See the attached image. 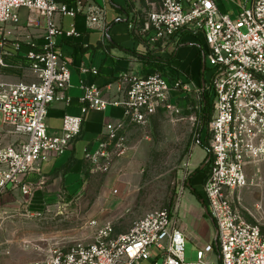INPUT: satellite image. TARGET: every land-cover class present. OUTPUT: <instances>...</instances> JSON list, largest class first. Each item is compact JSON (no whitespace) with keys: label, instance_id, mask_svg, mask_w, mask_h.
I'll return each mask as SVG.
<instances>
[{"label":"built area","instance_id":"built-area-1","mask_svg":"<svg viewBox=\"0 0 264 264\" xmlns=\"http://www.w3.org/2000/svg\"><path fill=\"white\" fill-rule=\"evenodd\" d=\"M148 5L131 11L124 21L151 56L167 49L172 53L181 34L199 39L206 47L210 78L193 92L212 99L205 126L209 158L199 192L217 236L213 244L197 246L196 261L186 262V234L174 213L153 210L119 235L111 222L99 227L93 221V242L50 251L47 264H264V233L241 211L249 174L264 171V0H158ZM23 11L27 27L41 29L43 44L29 41L23 57L27 65L18 67L22 80L7 82L5 61L21 50L22 41L0 36V191L8 184L17 188L27 175L40 171L42 160L71 150L90 111L103 112L107 106L122 109L120 118L105 122L98 149L84 154L91 174L96 167L108 170L107 163L103 167L98 163L111 159L112 149L120 148L128 128L143 127L156 114L171 122L181 115L182 107L174 98L191 91L187 79H170L159 71L125 72L115 80L112 97L107 90L81 81V116L65 115L62 128L50 133V108L59 100L69 103L70 87L68 60L55 52V39L62 34L80 36L74 23L64 33L56 20L82 17L88 30H101L106 8L93 0H0V30L19 26ZM80 71L97 74L94 69ZM21 190L27 193L25 187ZM214 246L219 263L211 260Z\"/></svg>","mask_w":264,"mask_h":264},{"label":"crops","instance_id":"crops-1","mask_svg":"<svg viewBox=\"0 0 264 264\" xmlns=\"http://www.w3.org/2000/svg\"><path fill=\"white\" fill-rule=\"evenodd\" d=\"M59 1L70 2L72 0ZM93 2L106 8L101 30H88L86 20L82 17L73 19L64 16L56 20L64 33L70 31L71 25L74 23L80 36L67 37L62 34L55 39V52L62 54L68 60L70 87L66 93L69 103H66L65 100H59L50 108L48 116L50 133H57L62 128L65 115L81 116V104L79 102L82 97L81 81L93 83L103 89L105 93L107 90L106 94L110 97L116 94L115 80L121 73L125 72L145 75L159 71L170 79H187L195 87L203 86L204 71L207 65L205 62V67L203 66L206 47L202 41L191 35L181 34L180 43L175 50L172 53H170V49L156 53L153 57L157 60L150 65H145L140 59L143 54L147 53V49L130 33L124 19L131 14V11L150 8L148 4L157 3L158 0H134V2L131 0H93ZM20 17L19 26L9 25L0 30V36H5L12 41H22L21 50L19 52L11 51L13 56L8 57L5 61L7 68L4 70V80L7 82L22 80L18 67L27 65L23 57L30 48V43L32 42L36 46L43 44L41 29L36 28L35 25L27 27L26 12H21ZM41 23L43 24V21ZM82 68L94 69L97 74L81 73ZM193 93L191 90L179 94L174 98V101L179 103L181 107L185 106L186 99ZM121 116L122 109L120 107L107 106L103 112L90 111L82 123L80 135L73 141L71 150L60 157L42 160L40 171L27 175L17 188L8 184L0 191V249L13 244L10 243V239L40 237L38 233H34L35 236H33L31 232L23 230L26 228L23 225L28 224L25 218L40 215L39 212L47 207V201H52L55 208L73 203L82 190L87 174L84 154L98 149L105 122ZM202 153V157L205 158L206 151L203 150ZM190 165L194 166L193 168L199 166L197 163L193 165L190 163ZM204 175V171H202L192 178L190 185L196 191L200 190ZM22 187L26 188V194H23ZM192 197L194 200L190 198L185 208L189 209V213H197L199 203L193 195ZM20 207H23L25 212H21ZM201 210V218L207 221L203 208ZM198 223L197 220L192 219L190 225ZM203 224H205L204 233L207 234L209 229L206 227V223ZM182 229L186 236L191 233L190 228L189 231H185L183 227ZM14 246L9 247L14 248ZM50 247L46 246L44 249L32 253L33 260L37 261L34 262L39 264L46 262L47 264L51 251ZM56 249L64 248L56 246ZM10 253L11 259L15 260L10 263L9 259L3 258L1 253V263L19 264L16 260L20 258L21 253L16 250Z\"/></svg>","mask_w":264,"mask_h":264},{"label":"rangeland","instance_id":"rangeland-1","mask_svg":"<svg viewBox=\"0 0 264 264\" xmlns=\"http://www.w3.org/2000/svg\"><path fill=\"white\" fill-rule=\"evenodd\" d=\"M210 74V67L206 65L205 81L209 80ZM190 86L191 90L199 88L191 83ZM203 105V98L193 93L182 106L181 115L173 122L155 115L143 127L128 128L120 148L112 149L111 159L98 163L100 167L107 163L108 170L101 172L93 167L96 172L91 174L92 167L85 163V181L73 203L55 208L49 200L40 215L25 218L28 224L23 225L26 227L23 230L33 236L38 233L40 237L10 239L13 244L9 246H15L2 247L3 258L11 263L15 259H11L10 252L16 250L21 253L16 260L19 264L35 263L37 261L33 260L32 253L46 246H51V251L56 246L67 250L76 242H93L96 231L93 221L99 227L111 222L114 234L119 235L126 233L146 213L168 209L174 213L181 228L185 231L190 228L191 233L185 241V261H196L197 246L213 244L215 237L214 226L208 219L201 218V203L197 201V213H189V209L185 208L190 198L194 200L187 180L206 161L198 145V138L202 142L208 140L206 128L202 125ZM190 163L199 166L193 168ZM248 182V188L242 193L241 211L248 221L258 224L264 232V171L249 174ZM24 210L20 207L21 212ZM192 219L199 223L190 225ZM203 223L209 229L207 234L204 233ZM212 257L214 263H219L216 250Z\"/></svg>","mask_w":264,"mask_h":264},{"label":"trees","instance_id":"trees-1","mask_svg":"<svg viewBox=\"0 0 264 264\" xmlns=\"http://www.w3.org/2000/svg\"><path fill=\"white\" fill-rule=\"evenodd\" d=\"M145 65H150L152 64L154 61L157 60V58H154L153 56H151L149 53H146V54H143L140 58ZM205 71H206V68H205ZM204 71V72H205ZM203 115H202V125L203 127L206 126L207 122L209 121L210 117H211V114H212V99L210 96H203ZM208 110H210L208 112ZM200 132V131H199ZM198 136H200V133H198ZM198 145L206 151V161L204 162V164L206 163L207 164V160L209 158V152H208V145H207V141L206 142H202L200 141V138H198ZM206 167V165H205ZM205 167L204 168H197L188 178L187 180V187L188 189L190 190V194L193 195L196 200L199 202V203H203L204 200H203V196L201 195V193L198 191H196L195 189H193V187L190 185V182L192 180V178L194 176H196L197 174H199L200 172L204 171L205 170ZM206 217V215H205ZM207 218V217H206ZM214 250L218 251L217 249V246H214Z\"/></svg>","mask_w":264,"mask_h":264},{"label":"water","instance_id":"water-1","mask_svg":"<svg viewBox=\"0 0 264 264\" xmlns=\"http://www.w3.org/2000/svg\"><path fill=\"white\" fill-rule=\"evenodd\" d=\"M203 66L205 67V61H203ZM204 67H203V68H204ZM205 165H206V163H205ZM205 165H203L201 168H204ZM203 210H204V212H205V208H204V207H203ZM216 236H217V232L215 231V238H216Z\"/></svg>","mask_w":264,"mask_h":264}]
</instances>
